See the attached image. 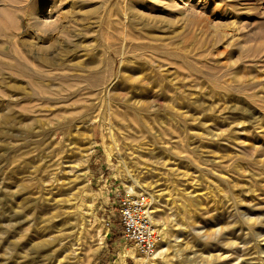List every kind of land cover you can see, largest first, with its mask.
Masks as SVG:
<instances>
[{
  "label": "rangeland",
  "instance_id": "rangeland-1",
  "mask_svg": "<svg viewBox=\"0 0 264 264\" xmlns=\"http://www.w3.org/2000/svg\"><path fill=\"white\" fill-rule=\"evenodd\" d=\"M152 1L131 26L157 39L101 54L90 0H0V264H139L117 213L136 196L148 264H264V0Z\"/></svg>",
  "mask_w": 264,
  "mask_h": 264
},
{
  "label": "bare ground",
  "instance_id": "bare-ground-1",
  "mask_svg": "<svg viewBox=\"0 0 264 264\" xmlns=\"http://www.w3.org/2000/svg\"><path fill=\"white\" fill-rule=\"evenodd\" d=\"M118 1L122 2V4L119 6V8L118 7H116V8L112 7L111 9L108 8V10L106 12L107 0H90V3L92 5L91 15L93 17L96 16V14L98 12V10H97L98 7H101V9L104 10L102 16H104L106 14V16L103 19L105 26H107L108 23H110L107 13L109 12V15H110L111 11L115 12V16H114L115 18L110 23L112 25L113 30H111L108 33L107 29H105L106 27L103 25L101 33L98 37L99 38V41H98L99 44L98 45L101 47V49H100L101 54H102V52H105L109 48L111 50H114V48H112L111 43L109 41V39L110 38L113 39V37L118 38V39L120 38L121 45H122V43H124V46H126V44H130V42H132V40L135 39L137 36H143L144 38L149 39V40H156L157 39V37L155 35L150 33V27H149L150 25H147V23L146 24L143 23L145 27H143V28L141 27V29H139V28L136 29V28L131 26V23L133 20L132 18L134 17L133 14H135L134 13L135 8H137V9L142 8L143 10H145L146 12H149V13H151L150 11H152V12L154 11V9L156 7H155V3L152 0H134V1H132V5H131V2H129L128 0H118ZM54 8L55 7L47 10L46 14L47 13L48 14L44 17V19L42 20V22H40V24H42L43 26H49L50 28H51V26L52 27L56 26V24H57L56 21L51 18L52 17L51 14L53 13L52 11L54 10ZM160 8L162 9L163 12H166V9L168 11H171V9L175 8V11H178L179 13H181L183 15H189V16H193V13H195V11H196V7L192 4H188L187 0H172L171 3L161 2ZM149 13H147V14L150 17L151 14H149ZM117 29H119V30H117ZM143 44H146L148 46H153V49H156V50H165L163 45H160V44L149 45L147 43V41ZM93 49H94V47H93ZM149 50H150V47H149ZM103 59L104 58H102L101 60L104 63L105 61ZM181 60L183 61V58H181ZM152 61H153L152 58L148 57L147 61H145V63H152ZM185 61L187 62V60H185ZM136 62L142 63L139 60ZM90 63H100L99 58H95V55H94L93 60ZM96 73L98 74V72H96ZM96 77H97V75H96ZM100 78L102 79V77H100ZM111 82H112V79L109 80L107 85ZM90 87H91V84H90ZM30 95L47 97L48 99L56 100V99H60L61 98L60 96H63V97L72 96L73 91H72L71 85L70 86L66 85L65 88H63V89L61 88V86H59V87L53 88V89L50 88L49 90H47L43 87H40V86H38V87L32 86V88L30 90ZM111 139L115 143V139L113 137ZM134 183H135V181H134ZM130 188L131 189H129V190H131V192H132L133 186H131ZM136 194H138V193H136ZM183 199L185 200V198H183ZM40 247H42V246L38 245L36 251H38V249ZM162 249L163 248L158 249L155 252V255H157ZM127 253L130 254L133 259H135L137 262H139V264H148L149 262L153 261V258H152L153 256L151 258H149L148 256L146 257L144 255L140 256V257H136L134 255L133 249L127 250Z\"/></svg>",
  "mask_w": 264,
  "mask_h": 264
},
{
  "label": "built area",
  "instance_id": "built-area-1",
  "mask_svg": "<svg viewBox=\"0 0 264 264\" xmlns=\"http://www.w3.org/2000/svg\"><path fill=\"white\" fill-rule=\"evenodd\" d=\"M117 213L123 237L144 256H152L160 238L152 221L150 198L136 196L123 199Z\"/></svg>",
  "mask_w": 264,
  "mask_h": 264
}]
</instances>
